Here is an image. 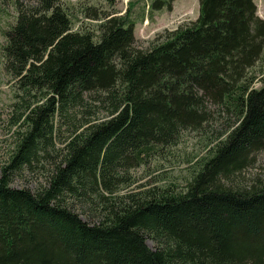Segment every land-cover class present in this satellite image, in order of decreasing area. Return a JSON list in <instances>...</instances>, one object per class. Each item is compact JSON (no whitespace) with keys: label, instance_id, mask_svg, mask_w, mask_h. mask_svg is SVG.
Here are the masks:
<instances>
[{"label":"trees","instance_id":"trees-1","mask_svg":"<svg viewBox=\"0 0 264 264\" xmlns=\"http://www.w3.org/2000/svg\"><path fill=\"white\" fill-rule=\"evenodd\" d=\"M5 2L17 15L0 62L24 123L0 176V264H264V173L241 177L264 150L256 0H200L195 20L145 48V11L0 0V13ZM186 131L209 137L191 177L138 182L130 170L171 161ZM45 161L46 184H12Z\"/></svg>","mask_w":264,"mask_h":264},{"label":"rangeland","instance_id":"rangeland-1","mask_svg":"<svg viewBox=\"0 0 264 264\" xmlns=\"http://www.w3.org/2000/svg\"><path fill=\"white\" fill-rule=\"evenodd\" d=\"M69 2L82 1L85 4H95L99 8H105L113 11L118 10L122 14L127 11L128 7H132L131 11L134 16L145 11L143 17H138L135 23L136 43L139 47H147L150 41L155 39L160 33L166 29H172L178 25L195 20L200 13V0H173L172 8L167 5L159 9H151L150 4L153 0H66ZM258 5V13L264 17V0H256ZM2 11L0 13V40H4L3 29L8 28L10 24L16 20L17 10L11 2L2 4ZM85 21H96L90 17L85 18ZM81 22L76 21L75 26ZM259 67V66H258ZM258 80L255 82L256 86H260L264 76V71L257 72ZM20 91L16 86L15 78L10 75L0 62V176L3 174L4 167L10 162L12 154L16 148L19 138V130L23 127V121L17 118L16 104L18 99L17 92ZM212 128H221L226 125L223 118H218ZM208 136H203L198 131H186L179 144L177 156H173L171 161H165L163 164L154 168H145L143 166L131 169L133 175L138 177V182H146L148 180L162 179L167 182L179 180L181 183L185 182L191 177L194 172L196 164L194 160L196 156L206 153ZM59 145H63L59 142ZM45 166H39L40 169L30 171L25 169L16 175H12V184L16 186H29L33 189H38L47 183L48 171L47 168L51 164L45 161ZM257 173H264V150L255 153V162L247 169L241 172V177L251 180ZM240 174V173H239ZM164 181H159L163 183ZM165 182V183H167ZM137 188L136 183L132 187ZM72 201V200H71ZM77 204V202L75 203ZM75 208L82 214L83 217L88 218V213L84 212L81 204H77ZM147 242L150 246H156V242L147 237Z\"/></svg>","mask_w":264,"mask_h":264}]
</instances>
